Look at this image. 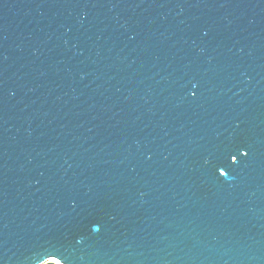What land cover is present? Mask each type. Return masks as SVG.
Returning <instances> with one entry per match:
<instances>
[{
  "label": "water",
  "instance_id": "water-1",
  "mask_svg": "<svg viewBox=\"0 0 264 264\" xmlns=\"http://www.w3.org/2000/svg\"><path fill=\"white\" fill-rule=\"evenodd\" d=\"M0 264H264V0H0Z\"/></svg>",
  "mask_w": 264,
  "mask_h": 264
},
{
  "label": "snow or ice",
  "instance_id": "snow-or-ice-1",
  "mask_svg": "<svg viewBox=\"0 0 264 264\" xmlns=\"http://www.w3.org/2000/svg\"><path fill=\"white\" fill-rule=\"evenodd\" d=\"M194 87H195V85H194ZM193 94H194V93H193ZM241 154H242V155H247V152H241ZM231 160H232L233 162H236L237 157H236L235 155H233V156H231ZM220 174H221V175H226V173H224L223 171H221Z\"/></svg>",
  "mask_w": 264,
  "mask_h": 264
}]
</instances>
